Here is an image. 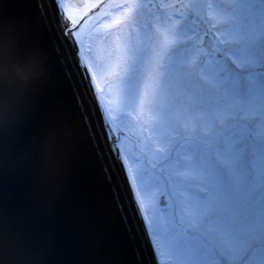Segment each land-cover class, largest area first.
<instances>
[{
  "label": "snow or ice",
  "instance_id": "snow-or-ice-1",
  "mask_svg": "<svg viewBox=\"0 0 264 264\" xmlns=\"http://www.w3.org/2000/svg\"><path fill=\"white\" fill-rule=\"evenodd\" d=\"M31 3L91 74L144 264H264V0Z\"/></svg>",
  "mask_w": 264,
  "mask_h": 264
},
{
  "label": "water",
  "instance_id": "water-1",
  "mask_svg": "<svg viewBox=\"0 0 264 264\" xmlns=\"http://www.w3.org/2000/svg\"><path fill=\"white\" fill-rule=\"evenodd\" d=\"M34 12L31 0H0V70L29 57L48 69L42 82L4 92L0 264H89V251L106 264H144L148 237L134 226L127 180L115 198L126 172L78 49L66 51Z\"/></svg>",
  "mask_w": 264,
  "mask_h": 264
},
{
  "label": "clouds",
  "instance_id": "clouds-1",
  "mask_svg": "<svg viewBox=\"0 0 264 264\" xmlns=\"http://www.w3.org/2000/svg\"><path fill=\"white\" fill-rule=\"evenodd\" d=\"M48 69L43 61H36L29 57L23 62H18L7 70H0V131L9 124L11 114L4 97V92L13 83L20 89H26L47 78Z\"/></svg>",
  "mask_w": 264,
  "mask_h": 264
},
{
  "label": "bare ground",
  "instance_id": "bare-ground-1",
  "mask_svg": "<svg viewBox=\"0 0 264 264\" xmlns=\"http://www.w3.org/2000/svg\"><path fill=\"white\" fill-rule=\"evenodd\" d=\"M121 135H123V133H121Z\"/></svg>",
  "mask_w": 264,
  "mask_h": 264
}]
</instances>
